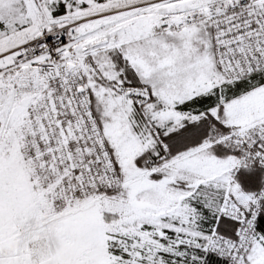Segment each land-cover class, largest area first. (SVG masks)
Masks as SVG:
<instances>
[{"label":"snow or ice","instance_id":"6c2138e0","mask_svg":"<svg viewBox=\"0 0 264 264\" xmlns=\"http://www.w3.org/2000/svg\"><path fill=\"white\" fill-rule=\"evenodd\" d=\"M0 264H264V0H0Z\"/></svg>","mask_w":264,"mask_h":264}]
</instances>
